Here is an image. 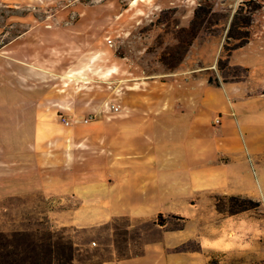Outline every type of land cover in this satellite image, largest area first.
Returning <instances> with one entry per match:
<instances>
[{"label": "crops", "instance_id": "0c3cea01", "mask_svg": "<svg viewBox=\"0 0 264 264\" xmlns=\"http://www.w3.org/2000/svg\"><path fill=\"white\" fill-rule=\"evenodd\" d=\"M50 26L34 24L0 51V202L31 194L75 202L50 213L60 226L159 215L183 222L174 229L164 221L158 242L111 264H222L250 253L264 258V236L250 237V217L217 208L219 196L261 200L240 172L255 150L242 125L224 118V86L210 84L201 67L145 79L131 71L127 79L117 67L121 112L101 117L105 110L91 107L89 87L71 82L85 76L74 75L72 29L60 26L62 38L51 35ZM92 114L101 118L84 124ZM60 115L74 124L63 125Z\"/></svg>", "mask_w": 264, "mask_h": 264}, {"label": "rangeland", "instance_id": "374dc122", "mask_svg": "<svg viewBox=\"0 0 264 264\" xmlns=\"http://www.w3.org/2000/svg\"><path fill=\"white\" fill-rule=\"evenodd\" d=\"M201 4L211 5L215 15L208 16L188 52H184L191 39L185 30H190ZM242 8L239 24L251 11L257 10L251 26L239 28V37L247 33L248 42L235 49L247 38L228 39V29L232 16ZM41 22L51 25V35L59 33L62 38L65 31L59 30L60 26L67 23L72 29L74 42L68 47V53L73 55L74 75L82 72L85 76L78 81L72 78L71 82L89 87V104L96 109L103 107L101 117L115 116L113 107L121 106L119 93L115 94L114 90L113 73L117 67L125 71L123 76L127 79L130 71L145 79L163 70L174 73L181 68L201 67L203 74L215 82L212 85L224 86L228 109L224 118L242 125L247 144L255 150L250 151L240 166L250 190L261 199L258 203L243 197L258 204L245 212L250 217L249 235L251 238L264 236V0H44L42 3L0 0V51L9 40ZM101 117L87 115L83 123L86 119L92 123ZM217 118L222 121V116ZM63 119L72 123L70 126L74 124L70 118L60 115L62 124ZM228 197H217V204L225 215H230L224 212L229 209ZM75 206V202L41 194L11 198L0 202V232L10 235L17 231H57L83 250L75 264H83L88 259L98 263L113 258L106 263L111 264L140 256L146 244L158 242L162 222L170 221L167 228L174 229L183 224L181 219L147 221L127 217L93 227L60 226L54 222L51 212ZM190 248L194 249L195 245ZM261 257L256 253L230 255L222 264H264Z\"/></svg>", "mask_w": 264, "mask_h": 264}, {"label": "trees", "instance_id": "16d2710c", "mask_svg": "<svg viewBox=\"0 0 264 264\" xmlns=\"http://www.w3.org/2000/svg\"><path fill=\"white\" fill-rule=\"evenodd\" d=\"M243 10L244 9L242 8L240 10L241 12H236L232 16L228 29V39L233 38L239 40L241 38H247L238 43L234 47L235 49L242 48L246 42H248L249 35L247 33L246 36L239 37L241 36L239 28L241 25H243L244 28H249L251 26L253 14L257 9L251 11L249 15L244 18L243 23L239 24ZM210 14L213 16L215 15L211 5L201 4L198 6L190 30H185L186 33L191 34L189 35L191 39L189 44L185 47L184 52H188L192 40L196 38L197 34L202 30ZM216 24H213V26ZM209 83L214 84L215 82L212 79H209ZM216 85L219 86L218 83ZM227 200L230 205L229 209L224 212H227L230 215L246 212L258 206L254 201L240 196L228 197ZM217 208L223 213V208L220 204H217ZM162 218V215H159L157 219L160 220ZM160 225L163 226L164 223L162 222ZM81 251L83 252V250L79 248L72 239H67L57 231H17L10 235L0 232V264H75V261L81 259ZM120 258L124 257H119V259ZM112 261L113 258H109L94 263L93 260L88 259L83 264H106Z\"/></svg>", "mask_w": 264, "mask_h": 264}, {"label": "built area", "instance_id": "2783aa9c", "mask_svg": "<svg viewBox=\"0 0 264 264\" xmlns=\"http://www.w3.org/2000/svg\"><path fill=\"white\" fill-rule=\"evenodd\" d=\"M113 110H114V113H120L121 112V106H114L113 107ZM90 122V119H86L84 121L85 124H88ZM221 123V120L220 118H217L215 120V124L216 125H219ZM63 124L66 125V126H70L72 123H70L69 121H67L66 119H63Z\"/></svg>", "mask_w": 264, "mask_h": 264}]
</instances>
